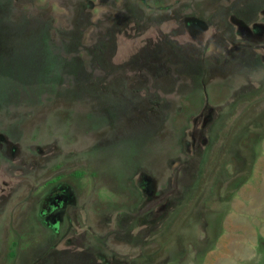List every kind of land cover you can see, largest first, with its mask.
Returning <instances> with one entry per match:
<instances>
[{
    "label": "rangeland",
    "instance_id": "obj_1",
    "mask_svg": "<svg viewBox=\"0 0 264 264\" xmlns=\"http://www.w3.org/2000/svg\"><path fill=\"white\" fill-rule=\"evenodd\" d=\"M0 143V264H264V0H0Z\"/></svg>",
    "mask_w": 264,
    "mask_h": 264
},
{
    "label": "flooded vegetation",
    "instance_id": "obj_2",
    "mask_svg": "<svg viewBox=\"0 0 264 264\" xmlns=\"http://www.w3.org/2000/svg\"><path fill=\"white\" fill-rule=\"evenodd\" d=\"M0 145H1V143H0ZM28 156H31V157H28ZM27 157H28V160H37L35 157H34V155L33 154H29ZM27 157H25V158H27ZM48 210V209H47ZM46 215V214H45ZM53 218H55V217H58L59 219H60V217H61V214L58 212L57 214H52L51 215ZM47 219H50V216H48V217H46Z\"/></svg>",
    "mask_w": 264,
    "mask_h": 264
}]
</instances>
